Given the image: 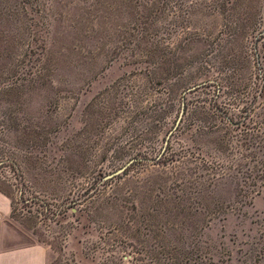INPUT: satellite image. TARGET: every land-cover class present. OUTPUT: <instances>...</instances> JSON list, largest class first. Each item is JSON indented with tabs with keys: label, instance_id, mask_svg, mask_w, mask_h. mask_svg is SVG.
Here are the masks:
<instances>
[{
	"label": "rangeland",
	"instance_id": "obj_1",
	"mask_svg": "<svg viewBox=\"0 0 264 264\" xmlns=\"http://www.w3.org/2000/svg\"><path fill=\"white\" fill-rule=\"evenodd\" d=\"M207 187L211 262L264 264V0H0L5 239L147 264Z\"/></svg>",
	"mask_w": 264,
	"mask_h": 264
},
{
	"label": "trees",
	"instance_id": "obj_2",
	"mask_svg": "<svg viewBox=\"0 0 264 264\" xmlns=\"http://www.w3.org/2000/svg\"><path fill=\"white\" fill-rule=\"evenodd\" d=\"M254 166L256 167L257 165L255 164ZM120 174H118V172L111 173L103 177V180L107 184L109 181H112L115 178L119 177ZM122 174L126 175L127 171H123ZM252 187L254 188L253 193H255L256 195H259L261 193L260 190H256L257 184L252 185ZM209 189L210 188L207 187L203 191V193L205 194L204 196L206 197L205 203L203 204L204 214H206L207 216L209 215V219H204L201 223L189 219L186 224V228L190 232L189 234H179L177 230L178 225L174 223V225H172V229L177 233H173V235L169 237H166L164 235L157 236L155 238L153 237L151 242L152 245L150 246V248H148L147 251L135 253V255L137 254L138 256H144L143 258L141 257L142 263L213 264L205 248L203 246L201 247L200 245V235H196L195 232L198 230L204 232L210 226L212 217L217 216L219 212L225 214L226 210H234V205L231 203H227V201L223 200L222 198L218 200V197L215 195L211 196ZM0 191L2 190L0 189ZM2 192L10 197V195L5 193L4 191ZM239 192H241V189H239ZM190 213L194 215L192 211ZM112 258V263L117 264V259L114 257Z\"/></svg>",
	"mask_w": 264,
	"mask_h": 264
},
{
	"label": "crops",
	"instance_id": "obj_3",
	"mask_svg": "<svg viewBox=\"0 0 264 264\" xmlns=\"http://www.w3.org/2000/svg\"><path fill=\"white\" fill-rule=\"evenodd\" d=\"M12 214L11 198L0 191V264H48V249L43 244H15L14 239H5L3 228Z\"/></svg>",
	"mask_w": 264,
	"mask_h": 264
}]
</instances>
